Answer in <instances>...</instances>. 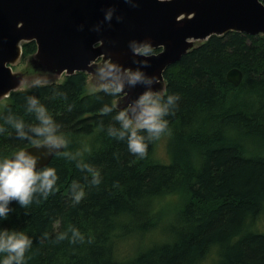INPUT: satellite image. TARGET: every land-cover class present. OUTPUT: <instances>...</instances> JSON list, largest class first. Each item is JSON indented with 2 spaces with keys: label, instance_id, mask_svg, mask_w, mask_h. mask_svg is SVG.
Returning a JSON list of instances; mask_svg holds the SVG:
<instances>
[{
  "label": "trees",
  "instance_id": "obj_1",
  "mask_svg": "<svg viewBox=\"0 0 264 264\" xmlns=\"http://www.w3.org/2000/svg\"><path fill=\"white\" fill-rule=\"evenodd\" d=\"M35 52V42L22 44V58ZM232 68L242 72L238 86L226 80ZM86 78L76 72L16 90L0 109V158L34 145L5 124L9 113L26 127L39 123L27 111L28 97L60 126L69 141L61 152L81 154H55L47 165L59 176L54 191L27 209L13 201L0 219V229L33 239L27 264H264V35L211 36L166 68L161 94L179 100L165 117V164L153 158L158 140L139 158L108 134L120 127L119 94L86 93ZM105 105L113 111L102 115ZM79 160L99 172L98 186ZM73 181L84 187L79 203ZM69 226L83 242L56 241Z\"/></svg>",
  "mask_w": 264,
  "mask_h": 264
},
{
  "label": "water",
  "instance_id": "obj_2",
  "mask_svg": "<svg viewBox=\"0 0 264 264\" xmlns=\"http://www.w3.org/2000/svg\"><path fill=\"white\" fill-rule=\"evenodd\" d=\"M227 32L264 35V0H0V99L18 90L31 74L83 72L98 77L103 68L118 81L143 60L149 66L141 70L157 81L153 91L163 93L167 67L197 42ZM30 41L36 52L24 70L13 71L22 44ZM141 43L159 51L150 57L135 55L133 47ZM242 77L238 68L226 74L233 86ZM144 91L141 84L126 86L115 108L125 109ZM24 150L43 157L38 167L47 166L57 154L35 145Z\"/></svg>",
  "mask_w": 264,
  "mask_h": 264
},
{
  "label": "clouds",
  "instance_id": "obj_3",
  "mask_svg": "<svg viewBox=\"0 0 264 264\" xmlns=\"http://www.w3.org/2000/svg\"><path fill=\"white\" fill-rule=\"evenodd\" d=\"M110 14L106 19H110ZM135 55L150 57L154 54V49L148 43H141L133 47ZM141 67L135 71L129 70L125 73L126 79L113 81L103 68L98 71V79L101 81L102 91L109 95H118L128 87H135L137 84L145 86V91L139 95L125 109L115 116V120L120 127H109L108 134L118 140H126L128 150L139 158H145L148 154V146L151 142L159 140L163 135L170 134L169 121L165 117L172 113L179 97L167 95L153 91L152 85L156 78L147 76L141 69L148 67L147 60L140 61ZM41 80L37 79L34 86H39ZM27 111L34 113L39 121L37 125L26 127L22 119L16 118L13 114L5 119V124L11 125L15 129L17 138L27 140L38 148H45L51 154L60 153L64 157L71 156L76 159L80 153L71 155L67 149L69 141L60 133V126L47 114L45 109L35 97L27 98ZM102 115L113 111L109 105H105L101 110ZM6 129L0 125V133ZM43 159L42 156L20 149L12 156L0 158V219H7L13 211L10 204L15 201L22 208L27 209L34 202H39L40 198L47 199L54 191L59 180L57 170L53 167L38 164ZM77 167L81 171L91 174V184L98 186L101 177L91 165L82 160L77 161ZM72 196L74 202L79 203L85 196L84 187L77 181H73ZM69 232L71 236H69ZM48 233L44 234L47 238ZM68 239L71 243L83 242L84 236L80 231L72 226L56 236V241ZM33 239L22 230L0 229V264H27L31 259L28 253L32 249Z\"/></svg>",
  "mask_w": 264,
  "mask_h": 264
},
{
  "label": "rangeland",
  "instance_id": "obj_4",
  "mask_svg": "<svg viewBox=\"0 0 264 264\" xmlns=\"http://www.w3.org/2000/svg\"><path fill=\"white\" fill-rule=\"evenodd\" d=\"M28 60V56L25 58H22L13 66V71H22L26 67V63ZM65 75L61 76H50V77H43L36 74H31L28 78H25V80L21 83L18 90H27L30 87L34 85V82L37 79L41 80V84L44 83H60L63 81ZM101 88V81L96 76H90L87 75L86 78V93H92L95 91H100ZM7 98L0 99V109L6 104ZM168 136L164 135L162 136L156 143L153 158L154 161L158 163H168L169 160V154H168ZM264 225V222H263Z\"/></svg>",
  "mask_w": 264,
  "mask_h": 264
}]
</instances>
